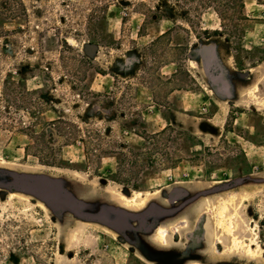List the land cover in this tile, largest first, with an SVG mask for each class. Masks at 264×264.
Listing matches in <instances>:
<instances>
[{
	"label": "rangeland",
	"instance_id": "1",
	"mask_svg": "<svg viewBox=\"0 0 264 264\" xmlns=\"http://www.w3.org/2000/svg\"><path fill=\"white\" fill-rule=\"evenodd\" d=\"M65 263L264 264V0H0V264Z\"/></svg>",
	"mask_w": 264,
	"mask_h": 264
},
{
	"label": "bare ground",
	"instance_id": "2",
	"mask_svg": "<svg viewBox=\"0 0 264 264\" xmlns=\"http://www.w3.org/2000/svg\"><path fill=\"white\" fill-rule=\"evenodd\" d=\"M140 195H139V198H140ZM133 202H134V199H133ZM228 210H229L228 202L223 201L219 205L218 208L214 209V214L216 215L215 220H216L217 227L220 228L224 233L231 235V242L228 247L229 250L239 253V254H243V255H250L252 257L257 256L260 251V247L258 243L255 241L254 237H252L250 240L247 241L241 237L236 236V234L234 233L236 230L234 216L231 214H228L229 213ZM210 212H211V209H209L208 213ZM157 233H158V236H159L158 238L160 242H165V238L167 234L166 231L162 228H159L157 229ZM220 242H221L220 238H216L215 243L219 244Z\"/></svg>",
	"mask_w": 264,
	"mask_h": 264
}]
</instances>
